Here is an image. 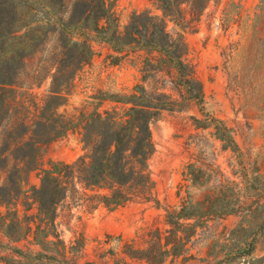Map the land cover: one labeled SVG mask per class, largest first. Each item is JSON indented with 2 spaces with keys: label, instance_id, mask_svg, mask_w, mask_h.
<instances>
[{
  "label": "rangeland",
  "instance_id": "1",
  "mask_svg": "<svg viewBox=\"0 0 264 264\" xmlns=\"http://www.w3.org/2000/svg\"><path fill=\"white\" fill-rule=\"evenodd\" d=\"M108 5L119 31L133 13L160 14L149 0ZM89 38L95 54L77 72L61 113L99 105L100 111L110 110L116 104L109 99L129 94L144 75V52L117 54L94 34ZM184 38L203 98L150 125L155 151L149 170L160 207L131 202L88 210L69 199L58 201L48 163L69 164L83 153L79 131L69 130L47 146L17 206L20 220L41 228L53 221L58 240L48 237L44 243H55L42 250L39 235L16 240L0 230V264H146L130 259L124 244L136 239V248L146 249L147 230L169 229V211H181L184 233L178 235L184 244L163 264H264V0H210ZM48 83L32 93L42 98ZM164 89L178 98L170 83Z\"/></svg>",
  "mask_w": 264,
  "mask_h": 264
},
{
  "label": "trees",
  "instance_id": "2",
  "mask_svg": "<svg viewBox=\"0 0 264 264\" xmlns=\"http://www.w3.org/2000/svg\"><path fill=\"white\" fill-rule=\"evenodd\" d=\"M209 1L149 0L160 14L133 13L119 31L108 0H0V209H5L0 230L12 232L16 240L39 235L42 250L55 243H44L48 237L58 240L53 221L41 228L20 220L17 206L47 146L69 130L79 131L83 153L69 164L48 163L58 201L69 199L70 205L88 210H114L131 202L160 207L149 170L155 151L150 125L203 98L202 84L187 61L184 34L198 23ZM169 23L174 29L168 30ZM90 34L117 54L144 52V75L129 94L109 99L116 104L110 110L100 111L99 105L61 113L77 72L95 54ZM46 80L48 87L38 99L32 90ZM165 83L174 87L177 99L166 93ZM52 210L55 215L56 203ZM180 213H166L169 229L147 230L146 249L136 248V239L125 242L128 257L163 264L176 255L184 244L178 235L184 233ZM16 254L26 259L20 250Z\"/></svg>",
  "mask_w": 264,
  "mask_h": 264
}]
</instances>
